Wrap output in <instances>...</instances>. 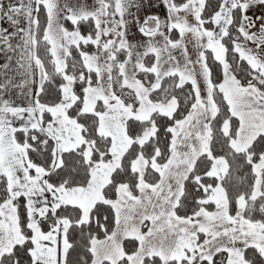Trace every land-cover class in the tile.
<instances>
[{
    "label": "snow or ice",
    "instance_id": "obj_1",
    "mask_svg": "<svg viewBox=\"0 0 264 264\" xmlns=\"http://www.w3.org/2000/svg\"><path fill=\"white\" fill-rule=\"evenodd\" d=\"M0 264H264V0H0Z\"/></svg>",
    "mask_w": 264,
    "mask_h": 264
}]
</instances>
